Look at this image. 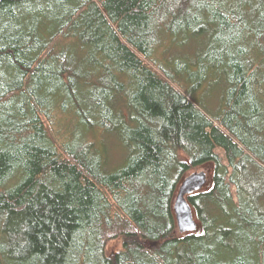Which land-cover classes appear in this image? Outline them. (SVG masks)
I'll return each instance as SVG.
<instances>
[{
	"label": "trees",
	"instance_id": "obj_1",
	"mask_svg": "<svg viewBox=\"0 0 264 264\" xmlns=\"http://www.w3.org/2000/svg\"><path fill=\"white\" fill-rule=\"evenodd\" d=\"M0 264H264V0H0Z\"/></svg>",
	"mask_w": 264,
	"mask_h": 264
},
{
	"label": "water",
	"instance_id": "obj_2",
	"mask_svg": "<svg viewBox=\"0 0 264 264\" xmlns=\"http://www.w3.org/2000/svg\"><path fill=\"white\" fill-rule=\"evenodd\" d=\"M210 175L205 171H192L184 176L177 187L173 201V212L180 233L196 231L198 224L187 197L205 187ZM156 243V242H154Z\"/></svg>",
	"mask_w": 264,
	"mask_h": 264
},
{
	"label": "rangeland",
	"instance_id": "obj_3",
	"mask_svg": "<svg viewBox=\"0 0 264 264\" xmlns=\"http://www.w3.org/2000/svg\"><path fill=\"white\" fill-rule=\"evenodd\" d=\"M218 93H219V90L217 88H215L214 90H207L205 93L203 92L205 101L207 103L212 101L210 100V97H213V96H214V99L216 100ZM187 94L192 98L194 97L199 98L201 96V93L199 91L188 90ZM208 106L209 108L211 107L212 109V107H214V104L212 103ZM96 134L97 135L95 136V138L99 141L101 134L100 132ZM101 142L102 143H101L100 151L102 153V156L107 162H111V163L114 162L116 164V162L119 163L120 160L123 161L124 159H126L127 153H128L127 147H124V145L121 146L116 139H114L113 137H110L108 139H105V141L101 140ZM213 167H214L213 163H206L204 165L197 166L194 169V171H205L210 175ZM209 185H210V181H209L208 186ZM121 243H122L121 238H116V239L108 241L106 244L105 252L107 254H111L113 252L118 251L121 247Z\"/></svg>",
	"mask_w": 264,
	"mask_h": 264
}]
</instances>
